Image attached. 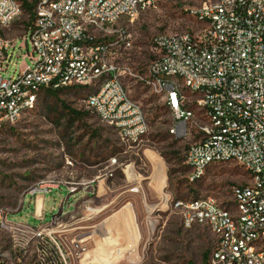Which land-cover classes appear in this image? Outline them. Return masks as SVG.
I'll use <instances>...</instances> for the list:
<instances>
[{
  "label": "built area",
  "instance_id": "2783aa9c",
  "mask_svg": "<svg viewBox=\"0 0 264 264\" xmlns=\"http://www.w3.org/2000/svg\"><path fill=\"white\" fill-rule=\"evenodd\" d=\"M25 1L33 3V17L20 48L32 50L17 57L31 62L5 76L18 40L0 37V127L35 109L45 87L93 89L86 109L129 147L137 145L150 124L124 80L135 78L168 107L170 133L194 139L186 153L190 182L215 163L236 162L249 174L232 189L233 210L212 197L172 201L185 228L207 226L213 233L209 264H264V0L192 7L201 26L158 35L142 73L119 62L132 46L119 21L133 22L160 0H0V25L13 23ZM36 237L43 241L35 260L25 251L9 263L0 253V264H69L57 242L42 231Z\"/></svg>",
  "mask_w": 264,
  "mask_h": 264
},
{
  "label": "rangeland",
  "instance_id": "374dc122",
  "mask_svg": "<svg viewBox=\"0 0 264 264\" xmlns=\"http://www.w3.org/2000/svg\"><path fill=\"white\" fill-rule=\"evenodd\" d=\"M204 1L160 0L133 22L121 19L132 46L120 64L142 73L155 57L158 35L201 26L189 11ZM30 20L23 11L9 26L0 25V37L18 40L5 76L31 62L17 57L32 50L29 44L20 48ZM124 80L150 124L137 145L129 147L86 109L84 100L93 89L64 88L57 97L43 92L35 109L0 127V253L9 263L25 251L35 260L43 241L36 233L42 231L69 264H209L213 233L207 226L185 228L172 201L212 197L233 210L232 189L245 184L249 174L236 162L215 163L190 182L186 153L194 139L173 136L168 107L140 81L129 75ZM100 181L104 187L97 195ZM86 189L91 196L85 198L79 193Z\"/></svg>",
  "mask_w": 264,
  "mask_h": 264
},
{
  "label": "trees",
  "instance_id": "16d2710c",
  "mask_svg": "<svg viewBox=\"0 0 264 264\" xmlns=\"http://www.w3.org/2000/svg\"><path fill=\"white\" fill-rule=\"evenodd\" d=\"M23 11L30 13L31 19H32V17H33V3L32 2L25 1L24 4H23ZM30 21H29V23H30ZM62 90L63 89H51L49 87H45L44 89H42L40 91L39 95L41 93L45 92L48 95H54V96L57 97L58 96V93L61 92ZM70 112H72V114L76 115L77 117L82 114L81 112H79L77 110H74V109H70ZM187 167H188V165H187ZM184 200H187V199H184Z\"/></svg>",
  "mask_w": 264,
  "mask_h": 264
},
{
  "label": "crops",
  "instance_id": "0c3cea01",
  "mask_svg": "<svg viewBox=\"0 0 264 264\" xmlns=\"http://www.w3.org/2000/svg\"><path fill=\"white\" fill-rule=\"evenodd\" d=\"M103 181H100L99 183H100V189H98V191H97V195H100V193H101V188H103L104 187V185H103V183H102ZM98 183L97 182H95V184H93L92 185V187H94V186H96ZM79 194H83V196L86 198L87 196H91V192L90 191H88L87 189L83 192V191H81ZM78 194V195H79ZM75 196L76 195H71V197L70 198H75ZM42 198V197H41ZM41 198H39L38 199V201H37V204L38 203H40V207L42 208V211H44V202H42V199ZM113 202V201H112ZM112 202H109L108 204H112ZM108 204H105V207H108L109 205ZM34 208H35V210L37 209V207H36V204L34 205ZM103 208H101L100 210H97V211H101ZM36 213H37V211H36ZM125 213H127V211H125ZM40 214V213H39ZM124 214V213H123ZM123 214L121 215L122 217H123ZM129 217V214H126V218H128ZM111 227L110 228H113V226H114V223H111Z\"/></svg>",
  "mask_w": 264,
  "mask_h": 264
},
{
  "label": "bare ground",
  "instance_id": "6f19581e",
  "mask_svg": "<svg viewBox=\"0 0 264 264\" xmlns=\"http://www.w3.org/2000/svg\"><path fill=\"white\" fill-rule=\"evenodd\" d=\"M164 198V197H163Z\"/></svg>",
  "mask_w": 264,
  "mask_h": 264
}]
</instances>
